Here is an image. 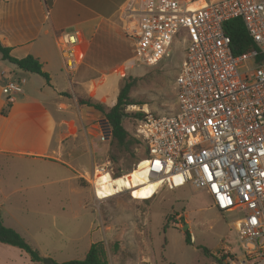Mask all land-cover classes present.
Here are the masks:
<instances>
[{
  "label": "built area",
  "instance_id": "obj_1",
  "mask_svg": "<svg viewBox=\"0 0 264 264\" xmlns=\"http://www.w3.org/2000/svg\"><path fill=\"white\" fill-rule=\"evenodd\" d=\"M193 2L128 0L122 8L124 33L142 65L166 60L173 50L183 54L174 110L145 111L133 136L147 150L151 179L163 177L169 188L190 184L206 191L218 211L239 214L233 224L238 250L224 247L223 264H264V0H207L191 9ZM232 19L242 21L253 43L240 54L224 31ZM80 44L76 30L55 36L66 74L79 65ZM8 74L0 72V79L10 103L25 79ZM108 165L96 164L84 177L94 194L99 174L116 178Z\"/></svg>",
  "mask_w": 264,
  "mask_h": 264
},
{
  "label": "rangeland",
  "instance_id": "obj_2",
  "mask_svg": "<svg viewBox=\"0 0 264 264\" xmlns=\"http://www.w3.org/2000/svg\"><path fill=\"white\" fill-rule=\"evenodd\" d=\"M122 50L128 63L121 65V73L107 78L101 98L112 100L121 75L118 92L125 81L132 83L129 97L135 104L127 106V112L171 113L176 102L174 78L183 54L173 50L168 59L147 66L136 58L131 39L125 40ZM8 69L17 71L10 64L0 68L6 72ZM104 73L97 66L87 73L88 82L64 94L67 110L63 111L67 114L63 117L65 146L59 158L62 165L0 160L3 225L27 238L44 255L42 259L58 263L83 259L90 241L103 240V231L108 230L110 234L103 245L107 257L116 259V264L127 260L132 263L142 257L147 264H223L219 254L224 247L238 250L233 224L239 214L218 211L206 191L190 184L169 188L163 180L149 199H140L128 190L107 199L94 196L92 184L84 177L88 178L87 172L96 164L109 160L106 170L121 176L128 168H137L146 156V149L139 142L132 153L120 152L111 140L103 114L78 104V98H88L106 105L101 98L91 95L99 91ZM75 74H66L60 67L54 80L58 86L68 88V81ZM123 123L129 134H134V117L124 118ZM186 234L190 242L186 241Z\"/></svg>",
  "mask_w": 264,
  "mask_h": 264
},
{
  "label": "crops",
  "instance_id": "obj_3",
  "mask_svg": "<svg viewBox=\"0 0 264 264\" xmlns=\"http://www.w3.org/2000/svg\"><path fill=\"white\" fill-rule=\"evenodd\" d=\"M127 2L128 0H0V43L9 48L12 57L32 55L37 58L42 70L49 76L46 81L38 74L19 70L3 60L0 54V68L10 64L17 70L0 72L11 71L14 74L9 72V78L25 79L22 92L16 94L10 103L1 92L5 77L0 79V160L25 159L62 165L59 158L65 146L63 117L67 114L63 111L67 110V98L64 94L74 86L88 82L89 72L100 66L106 71L105 77L99 91L91 95L101 98V90L107 78L121 73V65L128 63L122 50L128 37L124 33L121 13ZM73 30L80 33L86 49L67 88L58 86L54 80L57 70L62 67L55 36L62 31ZM120 77L121 75L119 80ZM119 80L112 100L108 102L101 98L108 107L116 102ZM3 109H7L5 114H2ZM1 198L6 199V196L1 195ZM1 207L0 204L2 220ZM6 217L9 218L10 215L6 213ZM109 234L108 230L103 231L104 238ZM104 238L90 241L88 250L93 243L104 244ZM39 253L41 257L44 256L40 251ZM115 260L108 258V264H116ZM0 264L42 262L33 263L23 250L0 243ZM122 264H147V259L136 258L132 263L127 260Z\"/></svg>",
  "mask_w": 264,
  "mask_h": 264
},
{
  "label": "trees",
  "instance_id": "obj_4",
  "mask_svg": "<svg viewBox=\"0 0 264 264\" xmlns=\"http://www.w3.org/2000/svg\"><path fill=\"white\" fill-rule=\"evenodd\" d=\"M224 31L231 40V50L234 54L243 53L253 47L251 38L240 19H232L225 23ZM86 49V44H80L77 47V57L81 59L84 51ZM0 54L3 60L15 65L19 70L24 72L38 74L42 76L46 81L49 80V76L46 72L42 70V65L39 60L32 55H27L23 58H15L10 55L8 47H4L0 43ZM132 87L131 82L125 81L119 88V92L116 97V102L113 106L107 107L101 102L93 101L92 99H82L78 98V104L87 105L94 110L103 114L111 134V140L118 147L119 151L122 153H132L133 147L136 143H140L133 134L130 135L129 132L123 125V120L126 117L133 116L135 120H141L144 116L143 113H129L126 111L127 106L134 105L135 103L129 97V91ZM9 104L7 105V108ZM7 109L2 110V114H5ZM147 156V150H146ZM145 156V157H146ZM112 161L116 162V156L112 155ZM133 168H128L124 173L126 174ZM120 174L114 175L118 177ZM186 241L190 242L189 236L186 234ZM0 243L15 246L23 250L30 258L33 263L42 262V257L39 251L33 247L22 235H20L13 228L3 225L0 217ZM221 262V261H220ZM51 264H108V258L106 251L102 242L93 243L85 257L81 260H69L64 262H54Z\"/></svg>",
  "mask_w": 264,
  "mask_h": 264
},
{
  "label": "bare ground",
  "instance_id": "obj_5",
  "mask_svg": "<svg viewBox=\"0 0 264 264\" xmlns=\"http://www.w3.org/2000/svg\"><path fill=\"white\" fill-rule=\"evenodd\" d=\"M203 3V1L193 2L190 5V8H195ZM143 109L147 110V107L144 106ZM145 164L146 163L142 160L139 162V166L137 168H134L128 173L116 178L112 177L107 172L99 174L95 183L96 194H94V196L96 199H107L123 190L132 191L133 195L139 197L140 199L151 198L162 186L164 179L163 177L151 179V174H149L148 170L145 169ZM156 179V183L153 184L152 182ZM174 179H176V177H174Z\"/></svg>",
  "mask_w": 264,
  "mask_h": 264
},
{
  "label": "water",
  "instance_id": "obj_6",
  "mask_svg": "<svg viewBox=\"0 0 264 264\" xmlns=\"http://www.w3.org/2000/svg\"><path fill=\"white\" fill-rule=\"evenodd\" d=\"M42 261H43L44 263H46V264H51V261L48 260V259L43 258Z\"/></svg>",
  "mask_w": 264,
  "mask_h": 264
}]
</instances>
